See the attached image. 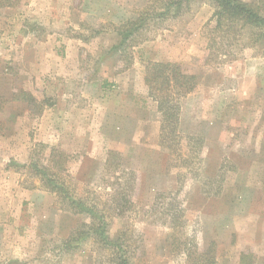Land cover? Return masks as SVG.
I'll list each match as a JSON object with an SVG mask.
<instances>
[{"label": "rangeland", "instance_id": "1", "mask_svg": "<svg viewBox=\"0 0 264 264\" xmlns=\"http://www.w3.org/2000/svg\"><path fill=\"white\" fill-rule=\"evenodd\" d=\"M167 1L0 8V264H111L116 251L78 236L88 219L45 189L30 163L102 210L130 264H264V36L255 42L246 27L215 37L227 45L202 66L212 5L187 0L177 16L172 6L157 17ZM142 13L120 44L118 30ZM175 57L203 86L200 124L192 126L189 103L178 127L204 137L200 151L186 139L162 141L143 80L148 61ZM232 57L249 60L250 88L237 86V66L219 64ZM50 147L63 152L62 170Z\"/></svg>", "mask_w": 264, "mask_h": 264}, {"label": "trees", "instance_id": "2", "mask_svg": "<svg viewBox=\"0 0 264 264\" xmlns=\"http://www.w3.org/2000/svg\"><path fill=\"white\" fill-rule=\"evenodd\" d=\"M187 0H170L165 3L164 11H160L157 17H165L172 6H175L177 13L183 2ZM213 7L212 15L206 25L211 29L209 44L207 46V55L204 61H208L212 55V48L215 45L221 47L226 43L218 42L215 37L220 39H228L232 35H236L237 30L251 27L255 28V42L264 36V0H207ZM16 0H0V8L12 6ZM145 14V15H144ZM148 13L140 14L134 20H128L123 29L118 30L121 38V43H125L137 28L142 25L141 22L146 19ZM257 30V31H256ZM143 80L148 88V95L156 102L157 116L160 122V137L163 140L172 139L175 143L179 140L186 139L193 141L198 147L197 150H203V138L200 135H184L179 133V112L180 101L187 94L193 92L199 83L197 74L186 72L180 63L174 61H148L144 66ZM21 94L30 99L29 93L22 91ZM16 98V95H13ZM46 145H44L45 147ZM204 146V145H203ZM56 148L50 147L49 160L58 169L62 170V162L64 155L62 151H56ZM29 166L39 175V179L44 188L54 193L62 202L65 201L66 209L73 214H84L88 222L82 224L85 230L78 233V236L89 235L97 242H100L104 247L110 246L116 248L112 255L111 264H130L129 257L126 252L121 250V245L118 244L119 238L113 239L107 233V222L102 210L94 203L86 202L80 196H71L56 176L57 172L50 171L49 167H40L38 164L30 163ZM124 173V171H123ZM120 177L121 174L119 173ZM180 181L179 174L177 173ZM183 184L172 193L181 195ZM87 228V229H86ZM114 251V250H113ZM244 262V260H243ZM211 263V262H209ZM248 263V262H246Z\"/></svg>", "mask_w": 264, "mask_h": 264}, {"label": "crops", "instance_id": "3", "mask_svg": "<svg viewBox=\"0 0 264 264\" xmlns=\"http://www.w3.org/2000/svg\"><path fill=\"white\" fill-rule=\"evenodd\" d=\"M204 26H207L206 23H205ZM204 26H203V28H204ZM202 34H203V30H202ZM203 36H204L205 39H207L206 38V34L205 35L203 34ZM208 43L209 42L207 40V45H206L205 48H203L204 50H202L201 56L199 58L202 61V63H203L202 66L206 65L208 63V61L210 60V58H209L208 61H204L205 55L208 56L207 55V46H208ZM175 58L176 59H173V60H170V61L178 62V63L181 64V66L182 65L184 66V64L181 62V60H179V58H177V57H175ZM227 60L228 61L220 60L219 64L229 63L230 65L237 66V71H235V74H234L235 77H237V86L238 87L241 86V81H242V84L244 85V83H243V80H244L245 82H247V83H245V85L247 84L246 85V88L247 87L250 88L252 86V84H254V80H256V76L253 75L252 73H249L248 70H247L248 69V65L247 64L249 63L248 62L249 60L246 59V57H232V58L227 59ZM229 67H231V66H229ZM233 68L235 70V67H233ZM185 71L186 72H189V73L196 74V73H194L193 71H191L189 69L188 70L185 69ZM197 77L199 79V83L197 85V88L193 92H191V93L187 94L186 96H184L181 99V101H180V112H179V124H178V127H179V125L181 126L183 118H185L186 115H187L186 113H187V110H188L189 103H192V105L194 104L193 105V109H195V110L192 109L193 111L190 112V114H189V111H188V114L191 115L190 122H191L192 126L194 127V126H197L198 124H200V122H198V121H201V118H202L203 114H202V111H201V106H198L197 100L199 99V97L201 95V93H199V92H201L203 90V86L200 83L199 74H197ZM243 85L241 87H243ZM147 95H148V93H147ZM147 95L145 96L146 99H148ZM151 100L155 104V110H154L156 112V117L155 118H156L157 122H159L158 116H157L156 102L152 98H151ZM201 105H202V103H201ZM200 111H201V113H200ZM195 112H196V114H195ZM193 113H194V116H193ZM259 124H260V119H258L257 125H259ZM183 133H186V134H189V135H199L198 134V131L196 129H193V130H190L189 129V130H187L186 132H183ZM204 140L206 142V139H204ZM256 153H257V155H260L261 154L260 151H257Z\"/></svg>", "mask_w": 264, "mask_h": 264}]
</instances>
